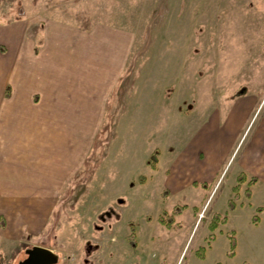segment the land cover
<instances>
[{"label":"rangeland","instance_id":"obj_1","mask_svg":"<svg viewBox=\"0 0 264 264\" xmlns=\"http://www.w3.org/2000/svg\"><path fill=\"white\" fill-rule=\"evenodd\" d=\"M16 20L36 42L55 21L121 28L130 45L98 96L66 183L35 190L29 203L18 195L12 226L0 227V264H22L33 246L49 249L53 264H264V214L252 222L264 183L251 199L248 183L231 189L242 151L260 150L264 160V127L252 134L264 118V0H0V41ZM208 149L222 159L202 187L193 175L205 165L194 156ZM47 197L30 233V206ZM5 199L0 193L2 213ZM213 214L226 222L212 231Z\"/></svg>","mask_w":264,"mask_h":264},{"label":"crops","instance_id":"obj_2","mask_svg":"<svg viewBox=\"0 0 264 264\" xmlns=\"http://www.w3.org/2000/svg\"><path fill=\"white\" fill-rule=\"evenodd\" d=\"M21 22L8 24L10 34L5 42L0 41V85L5 83L4 89L0 88V193L7 201L3 203L6 213L0 206V227L4 224L6 228L12 226L9 212L22 204L18 202L19 194L29 203L35 190L59 189L66 183L70 168L76 159H82L87 141L84 127L97 117L98 96L106 90L109 77L116 76V64L124 61L121 56L130 45L129 33L126 35L121 28L80 31L55 21L44 26L46 36L36 42L28 36L29 24ZM110 45L115 50H109ZM125 48L126 53H121ZM234 105L253 107V103ZM238 119L236 127L242 122L241 116ZM263 127L264 118L252 134ZM260 135L264 144V128ZM202 152V159L194 158L205 165V173L193 176L204 182L216 177L219 171L212 166L220 164L222 158L210 149ZM260 155V150H255V154L242 151L236 157L238 174L231 189L236 183L244 189L248 183L249 199L258 181L264 183V160ZM240 174L244 179L238 182ZM253 176L256 180L250 183ZM48 200L47 197L30 206V233H34L43 217L34 212L35 208L49 204ZM255 213L258 223L264 209Z\"/></svg>","mask_w":264,"mask_h":264},{"label":"trees","instance_id":"obj_3","mask_svg":"<svg viewBox=\"0 0 264 264\" xmlns=\"http://www.w3.org/2000/svg\"><path fill=\"white\" fill-rule=\"evenodd\" d=\"M151 156H152L153 159H155L154 155H151ZM243 179H244V176L243 175H241V174L238 175V177H237L238 182L243 181ZM255 180H256V178L253 176V177H251V179L249 180V182L251 183V182H253ZM196 184L197 183H194V185H196ZM200 185L202 187H206L207 186V184L205 182H201ZM245 192H246L247 195H249L250 190L248 188H246ZM162 195H165L164 192H163ZM263 209H264V203L255 207V211L256 212H260ZM177 211H179V210L177 209ZM170 219H171V216L168 218V220H170ZM164 221H165V219L160 218V222L163 223ZM257 221H258V215L255 214V215L252 216V222L255 223ZM224 222H226V217L225 216L220 217L218 214H213V220L209 222L208 227H209L210 230L213 231V230H215L217 228V226H218L219 223H224ZM165 223H167V222H165ZM234 235H235L234 230L230 229L228 231V238H229V251H228V255L229 256H233L234 249L236 247V239H235V236ZM209 238L213 240L214 235L211 234L209 236ZM199 250L200 251L198 252V255L197 256L200 257V258H202L203 255H204V253H203V250H204L203 246H201L199 248ZM214 264H221V263L220 262H216Z\"/></svg>","mask_w":264,"mask_h":264},{"label":"water","instance_id":"obj_4","mask_svg":"<svg viewBox=\"0 0 264 264\" xmlns=\"http://www.w3.org/2000/svg\"><path fill=\"white\" fill-rule=\"evenodd\" d=\"M27 257L22 264H53L55 256L45 247L33 246L27 249Z\"/></svg>","mask_w":264,"mask_h":264}]
</instances>
